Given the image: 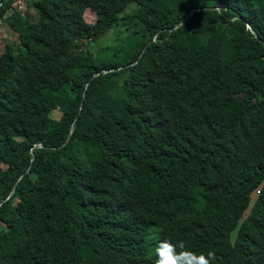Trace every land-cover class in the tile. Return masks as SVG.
Listing matches in <instances>:
<instances>
[{"label": "trees", "instance_id": "trees-1", "mask_svg": "<svg viewBox=\"0 0 264 264\" xmlns=\"http://www.w3.org/2000/svg\"><path fill=\"white\" fill-rule=\"evenodd\" d=\"M14 1L0 264H264V0Z\"/></svg>", "mask_w": 264, "mask_h": 264}, {"label": "clouds", "instance_id": "clouds-1", "mask_svg": "<svg viewBox=\"0 0 264 264\" xmlns=\"http://www.w3.org/2000/svg\"><path fill=\"white\" fill-rule=\"evenodd\" d=\"M154 255V264H214L217 260L214 251H209L205 255L187 250L183 240L177 243L169 240L160 241L155 247Z\"/></svg>", "mask_w": 264, "mask_h": 264}, {"label": "rangeland", "instance_id": "rangeland-1", "mask_svg": "<svg viewBox=\"0 0 264 264\" xmlns=\"http://www.w3.org/2000/svg\"><path fill=\"white\" fill-rule=\"evenodd\" d=\"M13 5H15L17 8H19L21 11L22 10H26V12L31 16L32 20L36 19V14L35 11L30 7V5L28 4V0H15ZM5 16H8V12H6ZM82 18L84 20V22L86 23H92L95 19V14L94 12H92L91 10H84L83 14H82ZM111 34L107 33L104 37H103V42H111ZM10 40L14 41L13 38V34L8 30L7 26L5 25V20L4 19H0V51L2 49V47L8 43ZM101 41V40H100ZM88 46L87 45H79V53L78 56H82L83 53H85L88 50ZM59 116V113L57 110H53L49 113V117L51 119L56 120ZM84 128L82 126H80L77 131H76V137L81 136V134L83 133ZM258 191V188L256 190H254L250 196H249V204L252 202V200L254 199V197L256 196V193ZM232 234V233H231Z\"/></svg>", "mask_w": 264, "mask_h": 264}, {"label": "water", "instance_id": "water-1", "mask_svg": "<svg viewBox=\"0 0 264 264\" xmlns=\"http://www.w3.org/2000/svg\"><path fill=\"white\" fill-rule=\"evenodd\" d=\"M36 146H39V145H36ZM2 201H4V200H1L0 203H1Z\"/></svg>", "mask_w": 264, "mask_h": 264}]
</instances>
